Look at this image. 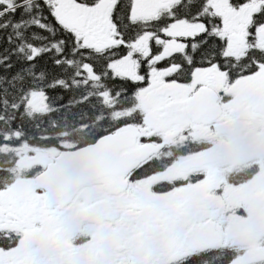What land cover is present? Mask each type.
<instances>
[{"label": "flooded vegetation", "instance_id": "obj_1", "mask_svg": "<svg viewBox=\"0 0 264 264\" xmlns=\"http://www.w3.org/2000/svg\"><path fill=\"white\" fill-rule=\"evenodd\" d=\"M144 1L160 8L143 14ZM181 4L124 0L125 21L117 20L116 0L79 6L76 37L96 41L98 51L147 37L175 40L178 48L164 57L153 52L152 68H116L140 86L134 105L110 112L109 127L94 129L84 143L1 147L9 151V168L0 175V264H264V96L257 112L240 96L244 78L264 72V4ZM154 23L159 29L148 31ZM180 24L192 32L180 35ZM200 87L215 92L221 111L212 120L213 108L187 106ZM117 119L126 123L115 125ZM126 126L136 136L131 169L117 162L112 178L84 186L66 203L48 202L36 179L61 152ZM245 128L254 129L246 150ZM204 156L201 165L184 166ZM252 184L255 190H245Z\"/></svg>", "mask_w": 264, "mask_h": 264}, {"label": "trees", "instance_id": "obj_2", "mask_svg": "<svg viewBox=\"0 0 264 264\" xmlns=\"http://www.w3.org/2000/svg\"><path fill=\"white\" fill-rule=\"evenodd\" d=\"M55 1L19 0L14 7H0L4 11L0 14V175L9 168L4 162L9 151L1 147H47L64 139L84 143L94 129L100 133L109 127L110 112L122 113L133 106L131 99L140 90L113 68L131 54L136 39L122 37L115 47L99 51L86 46L57 19ZM94 1L70 0L75 7H91ZM116 1L117 20H127L124 0ZM183 1L181 6L187 9L203 0ZM154 29H159L157 23L147 25L148 31ZM151 46L154 52L152 41ZM140 60V68H145L147 58ZM35 97L44 101L41 111L32 107ZM107 98L112 101H104Z\"/></svg>", "mask_w": 264, "mask_h": 264}, {"label": "water", "instance_id": "obj_3", "mask_svg": "<svg viewBox=\"0 0 264 264\" xmlns=\"http://www.w3.org/2000/svg\"><path fill=\"white\" fill-rule=\"evenodd\" d=\"M215 99L216 95L213 90L200 87L197 93L187 101V106L191 108L190 112L199 111L197 104L213 108L216 114L209 118L212 120L221 111L219 105L214 107ZM201 100H207V102L203 103ZM134 135L135 129L126 126L112 135L101 138L94 145L61 152L54 162L37 177V185L47 192L49 203H66L84 186L112 178L117 162H120L126 169H131L133 162L130 163V159L135 158L132 154L136 146ZM208 158L209 156H204L189 161L184 166H193L194 163L201 165Z\"/></svg>", "mask_w": 264, "mask_h": 264}, {"label": "rangeland", "instance_id": "obj_4", "mask_svg": "<svg viewBox=\"0 0 264 264\" xmlns=\"http://www.w3.org/2000/svg\"><path fill=\"white\" fill-rule=\"evenodd\" d=\"M1 1V0H0ZM259 5L264 4V0H254ZM220 0H212V3L218 4ZM54 8H55V16L57 19L63 23L66 27H68L73 33L77 36L78 33L81 32V25L79 23V20L77 17L81 15V9L78 7H75V5L70 2V0H56L54 2ZM158 5L155 2H143L141 4V7L139 8L141 13L146 14L148 16L152 15L153 12L157 9H159ZM72 10L74 12H72ZM193 27L187 26L185 24H180L179 27V33L180 35L188 34L192 32ZM84 45L87 46H95L97 44L94 40H80ZM152 45L156 47L155 51H159L161 57L169 55L172 51H174L176 48H178V44L175 40L171 39H158L153 40ZM151 41H149V37H147L142 42H135L133 44V47L131 48V54L127 55L125 58L120 59L117 63L113 65V68H117L119 70L126 71L127 68H140V62L142 58H147L146 61H143V63H147L146 67L149 68V65H152V59H150L151 55H154V53H151L150 49ZM152 47V46H151ZM136 55V57H132L133 55ZM145 67V68H146ZM184 92L187 91V89L183 90ZM264 72H261L259 75H252L250 77L244 78L242 86H241V94L240 96L242 98H249L254 102L253 105V111L257 112L255 103L257 102L258 98L263 95L264 96ZM228 94H233V90L226 91ZM182 96V93L179 95ZM140 97H146V95L143 93L140 94ZM35 101L33 102V107L36 110H40L43 107V99L39 97L34 98ZM245 133L243 136V146L244 149H250L249 146L254 144V129L248 130V128H245ZM235 138V137H234ZM235 144V142L233 143ZM263 177V176H262ZM260 178V182L263 181V178ZM259 183V182H258ZM264 184V182H263ZM251 191L254 189V185L246 186L245 190ZM255 190V189H254ZM261 209L264 208V203H260Z\"/></svg>", "mask_w": 264, "mask_h": 264}]
</instances>
